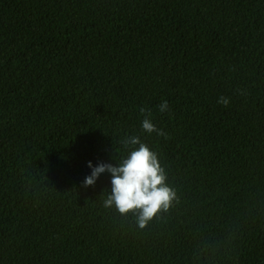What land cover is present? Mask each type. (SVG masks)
<instances>
[{"label":"trees","instance_id":"1","mask_svg":"<svg viewBox=\"0 0 264 264\" xmlns=\"http://www.w3.org/2000/svg\"><path fill=\"white\" fill-rule=\"evenodd\" d=\"M130 136L177 194L143 229L84 185ZM0 264H264V0H0Z\"/></svg>","mask_w":264,"mask_h":264},{"label":"clouds","instance_id":"2","mask_svg":"<svg viewBox=\"0 0 264 264\" xmlns=\"http://www.w3.org/2000/svg\"><path fill=\"white\" fill-rule=\"evenodd\" d=\"M231 98L221 96L218 103L228 106ZM160 113L169 112L167 100L158 105ZM147 117L142 120V129L151 134L155 132L158 136L169 138L167 132L158 129L152 122V112L146 107L140 109V114ZM125 146L138 145L130 151L118 165L110 163H99L93 166L91 161L88 167L91 174L85 178L84 185L94 186L96 180L102 173L111 174V192L104 200V207L115 209L126 216L132 213L136 216L139 228H145L148 223L161 213L167 212L177 199L175 190L167 184L165 169L161 166L158 155L138 136L127 137L123 141Z\"/></svg>","mask_w":264,"mask_h":264}]
</instances>
